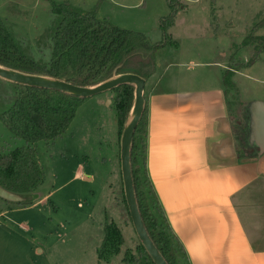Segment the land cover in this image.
Segmentation results:
<instances>
[{
    "label": "crops",
    "instance_id": "crops-1",
    "mask_svg": "<svg viewBox=\"0 0 264 264\" xmlns=\"http://www.w3.org/2000/svg\"><path fill=\"white\" fill-rule=\"evenodd\" d=\"M190 27L184 45L172 37L176 25L170 28L177 46L160 50L171 48L174 56L164 51L160 66L156 57L145 82L148 174L189 264H264V152L257 154L246 138L255 137L258 126L252 122L251 132L248 119L264 118V88L253 86L263 67L257 61L234 71L236 95L223 75L241 62L221 60L223 51L212 47L220 38L207 31L204 44ZM2 88L9 100L16 84L0 78ZM16 225L29 234L27 222ZM8 226L0 225V264H52L42 248H27V239Z\"/></svg>",
    "mask_w": 264,
    "mask_h": 264
},
{
    "label": "rangeland",
    "instance_id": "rangeland-1",
    "mask_svg": "<svg viewBox=\"0 0 264 264\" xmlns=\"http://www.w3.org/2000/svg\"><path fill=\"white\" fill-rule=\"evenodd\" d=\"M176 1L184 5L177 13L176 28L171 31L177 43L184 45L185 39L192 38L188 33L191 24L193 37L204 40V44L209 38L207 31L211 36L216 34L221 41L219 47L216 43L212 47L223 51L221 60L229 61L231 56L246 68L250 66L245 65L249 58L257 56L253 63L258 61L257 65L263 68L253 86L264 88V83H260L264 80V58L259 40L242 45L243 39L264 19V0ZM65 2L73 9L94 12L98 19L114 26L140 32L151 43L161 39L159 19L170 13L167 0H0V17L27 55L48 63L51 38L59 21V16L51 12L52 4ZM254 35L264 37V24L258 26ZM164 51L174 56L171 48L157 51L158 66ZM158 70L160 73L161 68ZM11 92L12 96L13 89ZM109 93L112 92L85 99L61 138L35 144L45 176L33 194L23 198L27 205L19 207L16 203L21 196L0 191V209L7 213L0 218V225L19 230L27 239L26 247L42 248L52 264H123L140 246L124 197L120 136L114 101L107 102ZM7 95V90L0 89L1 113L11 104ZM248 126L252 132V118L248 119ZM246 138L252 148L256 147L254 136ZM23 145L24 141L13 138L0 121V146L12 150ZM260 153L258 148L257 154ZM35 200L41 201L35 204ZM22 221L31 229L28 235L17 228L16 224ZM105 224L119 230L120 241L105 248L104 261H99Z\"/></svg>",
    "mask_w": 264,
    "mask_h": 264
},
{
    "label": "trees",
    "instance_id": "trees-1",
    "mask_svg": "<svg viewBox=\"0 0 264 264\" xmlns=\"http://www.w3.org/2000/svg\"><path fill=\"white\" fill-rule=\"evenodd\" d=\"M167 2L170 13L159 19L161 39L155 43L149 42L140 32L122 29L98 19L94 12L73 9L66 2L53 3L51 12L59 16V21L51 38L48 63L35 61L27 55L0 17V67L65 81L79 87H94L123 74L137 75L146 82L155 72L156 52L168 45L177 46L169 30L175 25L176 15L184 5L176 0ZM263 24L264 19L243 39V46H249L256 39L260 42V51L264 53V37L254 35L258 26ZM253 45L255 48L256 44ZM256 57L252 56L245 65H251ZM235 65L232 71H225L223 85L238 95L232 77L234 71L245 66L239 63ZM16 89L10 107L0 113V121L11 136L23 140L24 145L12 150L0 146V188L12 194L28 196L33 194L45 176L39 165L35 144L40 141L53 143L61 138L77 108L87 98L18 84ZM134 90L135 87L128 84L112 90L120 138L130 118ZM130 155L135 200L150 240L167 264H189L184 247L168 223L148 174L146 103L132 138ZM16 204L27 205L20 202ZM119 241V230L105 224L102 244L98 250L99 261H104V249L112 245V242L118 244ZM123 264L155 263L140 244L136 254L124 260Z\"/></svg>",
    "mask_w": 264,
    "mask_h": 264
},
{
    "label": "water",
    "instance_id": "water-1",
    "mask_svg": "<svg viewBox=\"0 0 264 264\" xmlns=\"http://www.w3.org/2000/svg\"><path fill=\"white\" fill-rule=\"evenodd\" d=\"M0 78L18 85L35 87L39 89L56 90L81 98H90L98 94L109 92L116 87L124 84L133 85L135 87L134 101L130 112V118L126 123L120 138L119 155L124 197L126 205L128 207L132 226L140 244L145 248L146 252L155 264H167L160 253L157 251L156 247L150 240L144 228L141 216L137 208L134 188L132 184L130 148L135 129L142 117L144 110L145 101L143 91L145 81L141 77L134 74H123L94 87H79L65 81L27 75L13 70L5 69L3 67H0ZM263 120L264 118H257L254 115L252 116V122L258 125L256 128H254L253 132L255 134V141L257 143L256 146H258L261 153L264 152V133L262 132V130L264 129ZM0 191L7 195L10 194L11 196H17L16 194L9 193L2 188H0Z\"/></svg>",
    "mask_w": 264,
    "mask_h": 264
}]
</instances>
